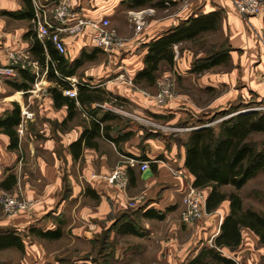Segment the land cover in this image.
<instances>
[{
  "label": "crops",
  "instance_id": "crops-1",
  "mask_svg": "<svg viewBox=\"0 0 264 264\" xmlns=\"http://www.w3.org/2000/svg\"><path fill=\"white\" fill-rule=\"evenodd\" d=\"M33 1L34 5L37 2L46 7L49 13L57 3L68 2L77 15L87 21L103 18L116 21L119 18L130 23V19L135 18H129V14L133 16L134 12L147 8L127 9L122 4L123 0ZM172 2L176 9L170 13L161 12L167 8H154L155 12L144 13L146 19L140 30L130 23L129 39L132 40L123 51L109 53L101 50L96 58L82 64L74 75L61 77L70 83L69 89L76 90L74 97L66 95L67 89L48 77V66H42L34 58L31 39L26 38L33 20L0 15V66L9 65L10 53L29 55L26 68L18 67L11 77L0 75V117L15 103L21 107V122L17 126L19 147L10 149V136L0 132V193L21 194L34 201L29 209L13 216L11 221L0 218V228H12L21 236L30 259L47 255L36 240L45 238L37 235L32 234L36 241L25 247L24 233H30L32 226L43 230L61 227L62 237L53 240L69 235L88 244L94 241L99 244L116 219L141 207L144 210H168L163 220L145 218L141 214L135 219L151 235L155 233L153 225L169 220L166 232L171 231L170 241L174 245L182 227L179 222L184 209L183 198L194 181L193 174L185 166L184 142L188 133L202 127L199 121L203 115L227 109L238 97L247 99L250 91L264 97V59L257 42L258 35H264V13L251 17L247 22L230 0ZM23 7V0H0V12L18 11ZM215 10L223 12L219 31L231 48L230 62L194 73L195 59L205 56L207 50L201 46L197 50L195 46L188 45L194 40L175 44L172 71L167 66L161 71L173 72L184 86L174 98L159 105L152 96L153 91L134 83L136 74L145 66L147 44L190 16ZM61 36L67 47L64 55L69 61L78 58L84 49L91 52L98 48L89 25L77 31H63ZM21 69L36 75V82L29 90H17L11 83L23 80ZM56 75L60 77L61 74L56 71ZM53 87L62 91L61 99L64 96L76 99L72 116L69 117L66 101L56 104L51 93ZM79 87L86 88V93L100 95L99 99L80 102L77 98ZM194 90L212 95L211 100L205 106L200 105L192 94ZM24 110L33 116L24 117ZM168 127L172 130L167 131ZM84 132L81 146H72ZM124 158L150 161V168L144 171L139 165L129 167L126 190L106 179L94 177V174H109L121 165ZM10 175L16 178V182L6 188L2 183ZM204 190L209 192V189ZM132 202L136 203L135 207L131 206ZM229 212L230 205L226 199L209 214L216 217L215 213L219 214L221 225ZM177 214H180L179 219L174 217ZM109 232L108 238L116 236L114 230ZM169 257L175 264V252Z\"/></svg>",
  "mask_w": 264,
  "mask_h": 264
},
{
  "label": "trees",
  "instance_id": "trees-1",
  "mask_svg": "<svg viewBox=\"0 0 264 264\" xmlns=\"http://www.w3.org/2000/svg\"><path fill=\"white\" fill-rule=\"evenodd\" d=\"M23 2L24 7L21 10L1 11L0 15L33 20L35 16L34 1L23 0ZM167 2L171 4L172 0H123L122 4L127 9L143 7L162 9L166 8ZM222 19V10L192 15L150 41L147 44L148 51L144 58L145 66L136 74L134 83L140 88L156 85L162 67L167 66L172 69L174 66V45L187 40H196L208 32L219 31ZM30 26L26 38L31 39V52L34 58L42 66H48V77L54 78L64 89H69L71 85L62 78L74 75L82 64L96 58V54L101 51L99 48H95L91 52L84 49L78 58L69 61L54 47L51 40L42 41L38 38L34 23ZM230 50L228 42L225 41L220 45H213L206 51L205 56L195 59L192 72L202 73L216 66L228 64L231 59ZM56 71L61 74L60 77L56 75ZM20 76L22 81H11L17 90H29L36 82V75L28 70L21 69ZM86 91V88L79 87L77 98L80 102L99 99L100 95L86 93ZM51 93L57 105H60V102H67L69 117L72 116L76 108V99L68 96L61 99L62 91H59L57 87H53ZM242 106L241 103L217 111L209 121L201 119L199 126L202 127L191 130L184 142L186 146L185 166L194 176L193 186L209 189L206 199L207 212L216 210L226 199L230 201V212L224 217L220 225V232L214 238L213 243L203 245L187 261V264H238L237 259L227 256L223 249L234 251L240 246L243 239V227L253 230L264 242V214L256 209H244L239 193L234 191L227 193L222 190V187L226 185H231L239 190L260 172H264V147L258 148L251 140L253 134L264 133V112L258 109L238 112ZM106 117L102 120H105ZM219 117L220 119L217 121ZM20 122L21 107L17 103L0 117V132L10 136V149L19 147L20 138L17 126ZM98 126H100L99 123ZM84 135L85 132L72 146H81ZM15 182L16 178L10 175L2 185L9 188ZM143 210V207L137 208L133 213L126 212L116 219L102 236V242L99 243L100 249L104 248L109 240L108 234L111 230H114L117 235L145 236L147 230L140 226L135 216L141 214L145 218L163 220L168 211L162 212L155 208ZM29 231L31 234L50 240L59 239L63 235L61 227L55 230H43L32 226ZM94 243L98 244L97 241ZM10 247L24 250L21 236L12 228L0 229V250Z\"/></svg>",
  "mask_w": 264,
  "mask_h": 264
},
{
  "label": "rangeland",
  "instance_id": "rangeland-1",
  "mask_svg": "<svg viewBox=\"0 0 264 264\" xmlns=\"http://www.w3.org/2000/svg\"><path fill=\"white\" fill-rule=\"evenodd\" d=\"M188 1L190 0H182L183 3H187ZM166 8L167 9H164L165 11L162 10L161 12L167 14L176 9L173 2L166 5ZM149 9L150 7L140 10ZM145 15L144 19H146ZM130 17L133 16L129 14V18ZM129 22L136 27V22L134 20L130 19ZM130 23L124 22L119 18H117L116 21L111 19L112 28L116 30L118 36L124 41V47L119 51H123L127 43L132 40L131 38L129 39V31L132 30L130 28ZM214 41H216L218 45L224 42L223 35L220 31L201 35L194 40V42L188 43V45L192 47L195 46L197 50L199 49L198 46H201L204 50H209L213 46L211 42ZM169 69L172 71L171 68ZM171 71H161L156 86L148 87V90L153 91V95L159 91V83L165 78H168L172 85L170 99L174 98L177 95V91L184 86V83L177 80L176 75ZM188 84L190 83L187 82V85ZM192 94L202 106H205L212 98V95L201 93L198 90H194V93L192 91ZM244 99L242 100L241 97H238L231 105L236 106L242 103L243 106L238 109V112L253 109L264 112V97H259L250 91L247 99ZM123 108H125V110L127 109L126 107ZM127 110L130 111V109ZM214 114L215 111H211L207 115H203V120L209 121ZM219 119L220 117L217 121ZM151 126L156 127V125ZM176 127L177 126H174V128ZM166 130L171 131L172 127H168ZM251 140L258 148L264 147V133L253 134ZM222 190L227 193L233 191L239 193L243 200L244 209L252 208L264 214V172H260L239 190L231 185L223 186ZM4 193H0V218H6L11 221L15 215L7 214L1 204V197ZM227 203L230 205L228 199ZM215 215H217V217L213 215L214 218L207 212L200 221H196L192 224H185L181 220L180 214L174 215L175 219H179L180 217L179 223L182 226L177 233L178 241H174V245L172 241H170L172 236L170 233L171 231L169 230L166 232L169 221L167 220L161 224L158 223L153 225L155 233L152 235L150 232L142 237L116 234L114 238H109L104 248L101 249L99 244H88L79 238L73 239L69 235L61 240L36 239L40 242L39 244L46 251L47 255L44 254L42 258L30 259L28 257L29 250L27 248L20 250L13 247L0 250V264H172L169 256L173 255L174 252L175 260L177 259L175 264H187V261L192 258L203 245H211V243H213L220 227V219L222 218L219 214L215 213ZM206 232H208V234H205ZM24 234L26 241L25 247H30V245L34 244L36 241L35 237L31 233L25 232ZM242 237V243L239 247L234 251L223 249L224 253L227 256L236 258L238 264H264V242L260 240V237L247 227L242 228Z\"/></svg>",
  "mask_w": 264,
  "mask_h": 264
},
{
  "label": "built area",
  "instance_id": "built-area-1",
  "mask_svg": "<svg viewBox=\"0 0 264 264\" xmlns=\"http://www.w3.org/2000/svg\"><path fill=\"white\" fill-rule=\"evenodd\" d=\"M235 6L238 13L249 22L250 18L264 13V0H230ZM170 3L167 2L166 5ZM154 11V8L134 12L133 17L136 22V30H140L144 25V13L148 14ZM51 14V15H50ZM54 22L59 25H55ZM33 23L37 36L42 41L51 40L54 47L61 53L66 54L67 47L61 36L63 31H77L83 26L89 25L93 29V40L96 47L105 52L119 51L124 47V41L118 36L116 30L111 26L109 18L101 20H83L73 10L70 3L62 1L55 5L50 11L44 6L35 2V16ZM257 42L260 45L261 57L264 59V35H258ZM10 63L6 66H0V75L5 77L14 76L18 67L26 68L29 62L28 53H10ZM171 82L168 78L159 83V91L152 95L159 105H164L171 98ZM66 95L76 96L74 89L65 90ZM146 93V92H145ZM147 94V93H146ZM26 118H31L33 114L28 110L23 111ZM22 133V130L20 129ZM139 165L141 170L150 168L149 160H138L136 158H124L120 166L113 169L109 174H94V177H100L108 180L121 190H126L129 185L130 166ZM207 193L204 189L196 188L190 185L183 198L184 209L181 213V220L185 224H192L200 221L207 213L206 210ZM34 201L21 194L4 193L1 197V204L4 211L10 215H16L33 205ZM136 206L135 202L130 203Z\"/></svg>",
  "mask_w": 264,
  "mask_h": 264
}]
</instances>
